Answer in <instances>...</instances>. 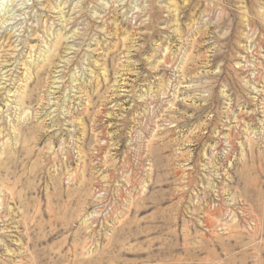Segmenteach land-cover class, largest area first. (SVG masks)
Here are the masks:
<instances>
[{
  "label": "rangeland",
  "instance_id": "rangeland-1",
  "mask_svg": "<svg viewBox=\"0 0 264 264\" xmlns=\"http://www.w3.org/2000/svg\"><path fill=\"white\" fill-rule=\"evenodd\" d=\"M0 264H264V0H0Z\"/></svg>",
  "mask_w": 264,
  "mask_h": 264
},
{
  "label": "built area",
  "instance_id": "built-area-1",
  "mask_svg": "<svg viewBox=\"0 0 264 264\" xmlns=\"http://www.w3.org/2000/svg\"><path fill=\"white\" fill-rule=\"evenodd\" d=\"M101 193H103V192L101 191Z\"/></svg>",
  "mask_w": 264,
  "mask_h": 264
}]
</instances>
